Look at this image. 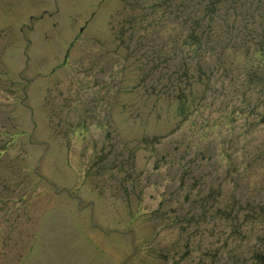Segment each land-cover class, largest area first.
I'll list each match as a JSON object with an SVG mask.
<instances>
[{
    "label": "rangeland",
    "instance_id": "374dc122",
    "mask_svg": "<svg viewBox=\"0 0 264 264\" xmlns=\"http://www.w3.org/2000/svg\"><path fill=\"white\" fill-rule=\"evenodd\" d=\"M0 152V264H264V0H0Z\"/></svg>",
    "mask_w": 264,
    "mask_h": 264
},
{
    "label": "trees",
    "instance_id": "16d2710c",
    "mask_svg": "<svg viewBox=\"0 0 264 264\" xmlns=\"http://www.w3.org/2000/svg\"><path fill=\"white\" fill-rule=\"evenodd\" d=\"M196 43H197L200 47H203V44H202L203 41H202V39H200V38H199V39H195V37H193V42H190L189 45H190V47H193V45H195ZM178 97H180V98H178V99H182V98H184L183 95H182V93L179 94Z\"/></svg>",
    "mask_w": 264,
    "mask_h": 264
},
{
    "label": "flooded vegetation",
    "instance_id": "af4514ba",
    "mask_svg": "<svg viewBox=\"0 0 264 264\" xmlns=\"http://www.w3.org/2000/svg\"><path fill=\"white\" fill-rule=\"evenodd\" d=\"M0 258H1V256H0Z\"/></svg>",
    "mask_w": 264,
    "mask_h": 264
}]
</instances>
